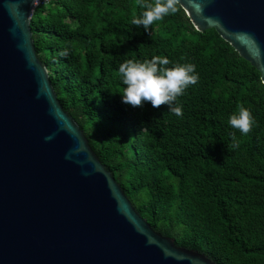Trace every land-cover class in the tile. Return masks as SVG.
Masks as SVG:
<instances>
[{
  "label": "trees",
  "instance_id": "trees-1",
  "mask_svg": "<svg viewBox=\"0 0 264 264\" xmlns=\"http://www.w3.org/2000/svg\"><path fill=\"white\" fill-rule=\"evenodd\" d=\"M143 2L37 6V52L62 105L156 231L216 264H264L261 73L215 28L196 29L180 4L150 31L133 25ZM153 55L196 65L198 82L178 97L182 116L166 104L122 102L119 64ZM241 104L255 117L246 135L228 123Z\"/></svg>",
  "mask_w": 264,
  "mask_h": 264
},
{
  "label": "water",
  "instance_id": "water-1",
  "mask_svg": "<svg viewBox=\"0 0 264 264\" xmlns=\"http://www.w3.org/2000/svg\"><path fill=\"white\" fill-rule=\"evenodd\" d=\"M37 0H0V264H216L156 231L62 105L40 58ZM261 73L264 0H181Z\"/></svg>",
  "mask_w": 264,
  "mask_h": 264
},
{
  "label": "clouds",
  "instance_id": "clouds-1",
  "mask_svg": "<svg viewBox=\"0 0 264 264\" xmlns=\"http://www.w3.org/2000/svg\"><path fill=\"white\" fill-rule=\"evenodd\" d=\"M180 2L181 0H144L141 4L143 10L132 18L131 23L142 25L145 31H150L155 22L177 13ZM118 73L124 85L120 92L122 102L134 107L142 106L145 102H150L157 108L166 104L177 116L183 115V105L178 97L199 80L194 63L173 61L166 55H153L143 60L127 58L119 64ZM254 122L251 109L243 104L228 117V123L245 135L252 130ZM233 140L238 143L235 133Z\"/></svg>",
  "mask_w": 264,
  "mask_h": 264
},
{
  "label": "built area",
  "instance_id": "built-area-1",
  "mask_svg": "<svg viewBox=\"0 0 264 264\" xmlns=\"http://www.w3.org/2000/svg\"><path fill=\"white\" fill-rule=\"evenodd\" d=\"M50 2V0H37L35 3V8L37 6L47 5Z\"/></svg>",
  "mask_w": 264,
  "mask_h": 264
}]
</instances>
